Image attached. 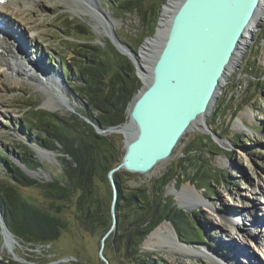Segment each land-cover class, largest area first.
I'll return each instance as SVG.
<instances>
[{
  "label": "rangeland",
  "instance_id": "1",
  "mask_svg": "<svg viewBox=\"0 0 264 264\" xmlns=\"http://www.w3.org/2000/svg\"><path fill=\"white\" fill-rule=\"evenodd\" d=\"M112 1L114 0H94V3L99 5L114 22L113 29L107 30L99 25V20L93 19L87 13L90 6L85 0H45L43 3L41 1L35 5L32 4L33 7L26 10L17 8L14 3L11 4L7 0L6 9L12 14L11 21L21 38L26 40L25 55L41 65L47 73H61V79H58L57 84L64 93L61 97L67 100V103L64 102L63 109H50L47 106L48 95L37 86L35 80L25 76L17 77L16 74L0 73V152L9 155L17 164L24 149L34 152V157L41 167L32 169V178L42 184L61 179L62 154L40 147L50 157L43 159L38 156L37 147L39 146L31 143L29 139L33 138V134L27 127L28 119L33 116L30 114V109L34 107L59 115L79 127L92 126L95 129L90 123L91 120L89 121L83 113L87 104L86 96L79 95L72 88L73 86L66 82L64 69H67V66L73 75L71 79L78 83L82 62L87 64L90 61L78 58L74 50L86 51L83 46L100 48L101 52H96V55L108 59V62L106 61L108 67L103 79L105 82L112 79L116 85H119V82L113 79V75L119 71L117 63L120 60V62L132 63L139 80L136 95L143 87L144 79L139 72L136 58L141 55L143 45L148 39L158 33L162 9L169 0H139L137 4L142 11L133 14L124 12L116 4H112ZM26 21L31 23L33 31H26L24 34L23 25ZM79 24L87 29L88 35L79 33L76 27L73 28L74 25ZM35 34L37 35L33 37ZM116 34L119 36V43L127 48L128 52L125 51L127 54L120 52L118 45L114 43L115 41L113 42L112 39L117 38ZM124 43L137 48V52L134 53ZM130 54L133 56L135 54V60ZM243 55L241 63L219 91V99L207 118L212 132L216 131V133L213 132L214 143L222 148L224 153L212 156L211 159L205 154L189 153L195 149V141L202 136L211 135L207 130L206 132L192 131L182 139L172 158L161 164L153 173L149 175L130 173L132 177L125 176L121 180L127 187H131L145 181L150 183L152 179L169 170L180 176L181 182L174 179L167 187L166 195L173 196V202L180 209L187 208L191 213H196L199 217L198 227L206 231L205 237L208 243L207 246L189 245L183 241H190V237L200 239L199 234L203 238L202 230L196 231L189 226L182 227L187 234L183 236L176 232L171 222L164 221L163 223L168 222L174 228L182 242L177 243L181 246L178 248L163 244L145 250L142 245V251L151 252L166 264H218L219 262L227 264L232 259L236 261V264L250 262L264 264V21ZM94 56L93 58L88 56L87 59H97ZM136 95L128 111L132 108ZM93 111L94 115L99 113L95 108ZM240 118L243 119L244 126L240 124ZM128 121L129 119L125 123ZM102 133L112 138L118 148V156L122 157L127 140L123 133L108 131ZM239 138L249 141L240 143L239 146L234 145L232 141ZM204 156L206 160L202 161ZM1 160L3 158L0 156L2 165ZM190 162H200L203 168H208L206 170L202 168L200 173L203 170L204 173L197 178L199 166H193ZM24 166L23 164L22 167ZM182 167L190 168V171H184ZM185 172L187 176H182ZM4 178L5 172L0 166V183ZM96 183L97 189L106 197L107 203L113 196L111 182L108 179V181L97 180ZM186 185L195 187V193L184 191ZM172 187H175V191ZM20 191L27 200L38 205L48 206L51 201L47 198L45 190L37 186L22 188ZM197 195L202 196L200 204H194V199L198 198ZM182 201L185 202L183 206H181ZM59 207L61 208L59 215L67 224L58 240L49 244H27L15 238L16 241L10 249L5 245L3 237L0 262L4 264H106L100 256L104 228L101 226L95 231H89L82 227L77 221L73 200L72 203L62 202ZM55 210L56 208L52 211ZM106 243L103 254L111 259L112 264H131L122 256L114 254L111 241L106 240ZM215 244L218 249L221 248L225 252L218 253V249L213 248ZM182 247L186 251L182 250ZM200 251L204 253L203 256L199 254ZM238 253H242V256H235Z\"/></svg>",
  "mask_w": 264,
  "mask_h": 264
},
{
  "label": "trees",
  "instance_id": "2",
  "mask_svg": "<svg viewBox=\"0 0 264 264\" xmlns=\"http://www.w3.org/2000/svg\"><path fill=\"white\" fill-rule=\"evenodd\" d=\"M138 1L114 0L111 3L116 4L124 12L133 14L142 11L137 4ZM75 27L79 33L89 34L83 25H74L73 28ZM116 36L119 39L117 34ZM124 45H127L133 52H137V48L129 43H124ZM83 47L86 48V51L74 50L75 55L90 61L87 64L82 62L85 65L81 64L80 66L78 83L71 79L73 75L67 66V69H64L66 82L73 86L72 88L79 95L86 96L87 104L83 112L84 116L97 127L107 130L121 126L129 119L128 109L139 86L135 67L132 63H124L120 60L117 63L119 71L113 75V79L118 81L119 85H116L112 79L105 82L103 77L108 67L107 57L97 56L96 52H101V49L96 46ZM88 56L90 58L94 56L97 59H87ZM94 108L99 112L97 115H94ZM30 112L33 116H29L27 127L33 134V138H29L31 143L62 154L63 173L58 181L42 184L26 174L17 163L11 160L9 155L0 152V156L4 160H1L3 164L0 166L5 172V178L0 183V211L10 232L16 239L25 241L27 244L55 242L67 224L59 215L61 213L59 204L62 202L72 203L73 200L78 223L89 231H95L102 226L104 237L113 226V196L106 203V197L97 189L96 181H108L109 172L121 163L123 156H118V148L111 137L98 134L92 126L79 127L59 115L34 107L30 109ZM213 132L216 133L215 130ZM247 141L249 140L239 138L233 140L232 143L239 146L240 143ZM195 145V149L189 153L205 154L209 159L224 153V150L214 143L210 135L202 136L201 139L195 141ZM34 156V152L24 149L19 160L30 170L38 169L41 165ZM205 156L204 159H201L202 161L206 160ZM190 163L193 166H199L197 178L208 168H203V164L200 162ZM182 168L184 171H190V168ZM202 168L204 170L200 173ZM125 176L132 177L126 171H118L114 174L118 189L116 204L118 224L115 232L110 235L107 241H111L115 255L122 256L131 264H166L151 252L142 251V245L148 235L164 221L171 222L176 232L183 236L187 234L182 227L189 226L196 231L200 229L198 227L199 217L196 213L180 209L173 202L174 197L166 195L167 187L174 179L181 182L180 176L169 170L152 179L150 183L145 181L131 187H127L121 182ZM182 176H187L186 172ZM35 186L45 190L47 198L51 200L48 206L38 205L27 200L20 191L22 188ZM54 208L56 210L52 211ZM200 230L203 231V238L199 234L200 239L190 237V241L183 242L189 245L207 246L206 231ZM2 246L3 235L0 227V248ZM213 248L218 249L217 245ZM217 251L220 254L225 252L221 248ZM109 261L112 264L111 259Z\"/></svg>",
  "mask_w": 264,
  "mask_h": 264
},
{
  "label": "water",
  "instance_id": "3",
  "mask_svg": "<svg viewBox=\"0 0 264 264\" xmlns=\"http://www.w3.org/2000/svg\"><path fill=\"white\" fill-rule=\"evenodd\" d=\"M260 2L185 0L170 21L163 40L151 50L149 80L144 81L128 111L132 130L123 133L127 139L125 153L121 163L108 175L113 188V226L103 237L100 250L106 264H110L103 254L106 240L118 224V189L114 174L118 171L153 173L172 158L183 137L192 131L193 124L213 112L223 80L228 79L227 69ZM112 40L120 52L127 54V48L117 38ZM90 123L99 134L119 132L122 126L101 130ZM205 129L214 138L209 124ZM18 165L33 177L32 170L22 167L20 161ZM184 210L191 213L187 208ZM0 224L5 245L8 236L15 240L1 211Z\"/></svg>",
  "mask_w": 264,
  "mask_h": 264
},
{
  "label": "bare ground",
  "instance_id": "4",
  "mask_svg": "<svg viewBox=\"0 0 264 264\" xmlns=\"http://www.w3.org/2000/svg\"><path fill=\"white\" fill-rule=\"evenodd\" d=\"M13 1V2H12ZM28 1V0H27ZM26 0H9L11 4H15L17 8H21L26 10V8L33 7L32 4H37L42 1L45 2V0H29V3H27ZM47 1V0H46ZM90 8L87 10V13H89L93 19L99 20V25L103 26L105 29H111L112 26H114L113 20L109 17V15L104 12L99 5L94 3V0H85ZM185 0H169L166 5H164L161 13V19L158 28V33L155 37H152L151 39H148V41L143 45L142 52L140 56H137V62L136 64H139V72L143 76L144 81L146 83L148 82V77L150 75V65H151V50L155 48V46L163 40V36H165V32L168 30L169 23L173 19L174 14L179 9L180 4L184 2ZM8 7L7 0L4 1V3L0 4V25L2 27V33L0 32V73L2 72L8 73V74H16L17 77H27L30 79L35 80L37 83V86H39L40 89L46 92V94L49 97L47 106L50 107V109L53 108V110L59 108L63 109L66 102L64 98L61 97V95H64L62 92L60 86L57 84L58 79H61V73L55 72L53 73H47L46 70L42 69L41 65L36 64L32 59L29 58V56L25 55L26 50V40L22 39L20 36V33L16 30L15 26L13 25L11 21V15L6 9ZM46 5L44 4V8ZM15 9V8H14ZM107 15V16H106ZM264 21V0H261V2L258 5V8L255 11L254 18L251 20L250 24L248 25V28L244 32V36L241 39L240 44L238 45V48L235 53V57L233 58L231 64L229 65L227 69V77H229L235 70V68L238 67V65L241 63L240 60L243 58V54L245 49L253 42L255 34L259 30V26ZM29 22H25L23 25V32L24 34L26 31H33L32 25ZM34 26V25H33ZM35 29V28H34ZM113 29V28H112ZM110 31V30H109ZM23 34V33H22ZM19 37V38H17ZM251 40V41H250ZM135 60V54L133 56ZM141 65V66H140ZM60 70V69H59ZM58 70V71H59ZM61 71V70H60ZM32 75V77H29ZM14 76V75H13ZM226 79L223 80V86L225 84ZM52 91V93H51ZM52 103H54L52 105ZM67 103V102H66ZM208 115H205L201 119H199L197 122H195L192 126V131H199V132H206V124H208ZM239 122L241 125H245L242 118L239 119ZM132 130V125L130 121L125 123L119 128L118 133H126L128 134ZM191 131V132H192ZM37 154L41 158H47L50 157V155L44 153L43 149L40 147H37ZM173 191H175V187H172ZM184 191L195 193V187H192L191 185H186L184 187ZM180 195L179 193H177ZM198 196V195H197ZM181 198V196H180ZM183 202V201H182ZM202 203V196H198V198L194 199V204L196 203ZM185 202L181 204V206L185 205ZM255 224V223H253ZM16 240H14L12 237L8 236L6 241V246L10 249H12L13 244ZM182 243L177 233L175 232L174 228L169 224L168 222L163 223L160 225L155 231H153L148 239L144 241V249L148 250L152 247H158L159 245L167 244L172 245L176 247H180L178 243ZM178 247V248H179ZM14 248V247H13ZM182 250H185L184 247L181 248ZM186 251V250H185ZM202 256L204 255L203 252H199ZM247 254V252H246ZM196 255V254H195ZM238 257L242 256V253H238ZM198 257V256H197ZM235 260H229L227 264H236ZM246 262V261H245ZM238 263V262H237ZM218 264H221L220 262ZM249 264H252L251 262Z\"/></svg>",
  "mask_w": 264,
  "mask_h": 264
},
{
  "label": "snow or ice",
  "instance_id": "5",
  "mask_svg": "<svg viewBox=\"0 0 264 264\" xmlns=\"http://www.w3.org/2000/svg\"><path fill=\"white\" fill-rule=\"evenodd\" d=\"M0 2H3V0H0Z\"/></svg>",
  "mask_w": 264,
  "mask_h": 264
}]
</instances>
